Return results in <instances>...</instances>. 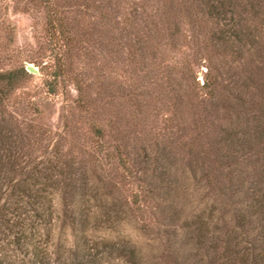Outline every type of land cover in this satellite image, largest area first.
<instances>
[{"label": "rangeland", "instance_id": "rangeland-1", "mask_svg": "<svg viewBox=\"0 0 264 264\" xmlns=\"http://www.w3.org/2000/svg\"><path fill=\"white\" fill-rule=\"evenodd\" d=\"M51 3L68 34L60 45ZM233 10L253 32L240 64L259 53L263 71L264 0H236ZM214 21L201 0H0V70L36 68L0 100V163L12 165L0 176L79 184H54L35 209L1 194L7 264H72L87 253L95 264H264L262 148L238 143L264 112L243 113L251 88H240L241 66H231L237 56L217 42ZM213 64L221 81L208 103L199 84ZM229 116L235 123L222 130ZM224 160L230 177L211 166ZM23 216L33 226L18 246ZM122 244L136 262L111 247Z\"/></svg>", "mask_w": 264, "mask_h": 264}, {"label": "trees", "instance_id": "trees-1", "mask_svg": "<svg viewBox=\"0 0 264 264\" xmlns=\"http://www.w3.org/2000/svg\"><path fill=\"white\" fill-rule=\"evenodd\" d=\"M258 0H254V2H257ZM201 3L203 4V12L206 14L207 17H212L215 19V23L217 25L216 30L217 31V42L221 44H226L231 46V51L234 52L233 56H237L235 58H231L232 61L236 62V64H232V67L241 66L239 69H236L233 71L234 75H237V78H239V85L240 88L244 91H247L249 88H251V95L246 99H241V94H237V96L240 98V104L244 106L248 103L247 108L244 109V112H247L250 108L253 111V113H256V111L263 114L264 112V70L263 69V61L262 59H259V53L256 54V57L252 58V64L248 66L246 69L242 68V65L240 64V61L243 57L242 50H245L250 52L249 48H243L244 44L249 41L250 44L253 41V32L248 28V26L244 25V23L241 22V19L233 18V7L236 5V0H201ZM249 5L252 6V3L249 1ZM51 18L48 23L52 25L53 35H55V40L58 45L62 41H65L68 39L67 30L64 27L62 19L59 17V14L56 11V8L53 7L54 5L51 3ZM228 14V15H226ZM227 17V18H226ZM64 43V42H63ZM62 43V44H63ZM135 50L131 51V56H135ZM58 55L61 54L60 51H56ZM254 60H257V62H254ZM63 64V63H61ZM238 64V65H237ZM231 68L230 66L227 67L226 71ZM25 70L23 68L21 69H6V70H0V100L4 99L8 93L9 90L14 87L16 82L21 77L22 73H24ZM222 70L216 67V65H206L205 72L203 75V78L199 84V87L201 88V100L212 102L213 96L215 95V87L217 84L221 81L220 74ZM231 76V75H230ZM229 76V77H230ZM141 94L143 92L133 86V89L130 91V102L133 104L136 108L140 106L142 103ZM237 112V111H236ZM237 114V113H234ZM221 126L222 130H229L230 126L233 125L234 119L230 116ZM212 123V121H211ZM94 132L97 134H101V130L98 126L94 128ZM252 132V131H250ZM243 134L247 135V131H243ZM243 136L242 139L238 142L244 148L248 149V145H252V141L254 143L260 144L262 148L261 156L259 157V161L262 164V167L264 169V121L262 123H259L255 126L253 129V137ZM255 139V140H252ZM4 135L0 132V141L4 142ZM195 141V139L192 138V142ZM3 147V146H2ZM219 147V146H218ZM205 152L206 150H202V152ZM217 160H220L218 158ZM120 166L123 168L124 174L130 175V163L125 159V157L120 158ZM213 166L218 167L220 166V170L225 168V173H227V176L230 177V168L228 161H221L218 162L217 165ZM12 168L11 164H8L4 166L2 163H0V172H5L7 169ZM223 171V170H222ZM53 177H1L0 176V196L1 194H6V197H12V202L16 203L19 199L18 197L23 196L25 199L23 200L24 204L31 205V208L35 209V204H41V201L44 200V192L47 191V189H50L49 187L56 186L58 183L61 184V188L65 191H67V187L70 188V190H75L79 186H77L78 183H75L72 177H60L59 181L58 179L55 180ZM2 184L4 186L2 187ZM79 185V184H78ZM262 188V187H260ZM264 189V188H263ZM137 193L135 192L133 194V201H135L137 197ZM21 200V199H20ZM132 201V202H133ZM7 205H5L4 201L0 202V219H3L2 217L5 212L7 211ZM37 214V216L43 215V210H40ZM36 214V213H35ZM2 217V218H1ZM34 218V217H33ZM28 220V221H26ZM6 221V219H5ZM26 221V222H25ZM33 226L32 219L25 217H21L19 221V227L17 230L14 231L13 238L11 239V243H14L15 245H22L24 243H27L30 239L29 234H27L26 228H29ZM35 248V245H33ZM113 249L116 251L117 254L126 255L130 262H136V253H135V247L132 244H122L113 246ZM88 257H85L83 260L79 259L76 262L72 264H95L96 257L93 255H89ZM8 254L6 252L2 253L0 251V263L5 258H7ZM5 264H7V259L5 260Z\"/></svg>", "mask_w": 264, "mask_h": 264}, {"label": "water", "instance_id": "water-1", "mask_svg": "<svg viewBox=\"0 0 264 264\" xmlns=\"http://www.w3.org/2000/svg\"><path fill=\"white\" fill-rule=\"evenodd\" d=\"M25 70H27L28 72H34L36 71V68L30 64H26Z\"/></svg>", "mask_w": 264, "mask_h": 264}]
</instances>
